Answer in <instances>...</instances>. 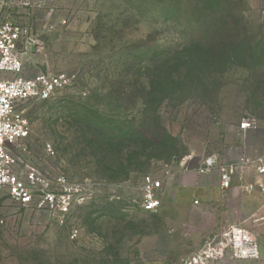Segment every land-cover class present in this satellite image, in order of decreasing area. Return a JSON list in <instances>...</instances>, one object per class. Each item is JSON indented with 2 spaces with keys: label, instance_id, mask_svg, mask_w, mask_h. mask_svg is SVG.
Instances as JSON below:
<instances>
[{
  "label": "rangeland",
  "instance_id": "1",
  "mask_svg": "<svg viewBox=\"0 0 264 264\" xmlns=\"http://www.w3.org/2000/svg\"><path fill=\"white\" fill-rule=\"evenodd\" d=\"M1 3L31 32L23 74L72 77L48 99L18 104L30 124L25 158L91 194L58 223L3 191L0 264H264V214L235 223L257 237L258 259H198L229 224L211 230L193 208L196 224L173 231L184 211L139 205L143 176L163 185L185 155L193 168L208 154L227 162L264 150V0ZM246 117L253 125L241 132Z\"/></svg>",
  "mask_w": 264,
  "mask_h": 264
},
{
  "label": "built area",
  "instance_id": "2",
  "mask_svg": "<svg viewBox=\"0 0 264 264\" xmlns=\"http://www.w3.org/2000/svg\"><path fill=\"white\" fill-rule=\"evenodd\" d=\"M3 5L0 4V194L5 191L12 201L43 210L56 222L63 223L72 204L81 203L91 190L82 183L68 184L60 172L46 175L37 164L25 158L28 148L24 140L29 135L30 124L18 104L48 99L71 84L72 77L64 72H40L30 77L23 74V60L32 42L31 32L27 25L12 21ZM252 125V118H243L239 130L245 132ZM42 151L48 157L54 155L49 142L43 144ZM193 159L191 154L183 156L179 162L181 170H194L198 174L218 171L222 189H228L236 182L245 192H258L264 196V150L254 156L241 155L227 162H221L216 154H208L191 168L189 163ZM17 165H21V172L14 171ZM161 190V180L144 175L140 207L146 211L157 210L161 204ZM199 252L198 259L203 256L218 259L225 253L237 259H258L261 256L257 237L237 224L213 234Z\"/></svg>",
  "mask_w": 264,
  "mask_h": 264
},
{
  "label": "crops",
  "instance_id": "3",
  "mask_svg": "<svg viewBox=\"0 0 264 264\" xmlns=\"http://www.w3.org/2000/svg\"><path fill=\"white\" fill-rule=\"evenodd\" d=\"M180 160L176 169L166 172L161 190V207L185 213L180 214V219H175L173 231L177 221L187 227L189 222L196 224L188 214V210L193 208L204 210V217L209 218L210 225H213L211 230L225 224H235L240 218L259 219L264 214V196L260 193L245 192L236 182L224 190L219 185L218 171L207 174H198L194 170L182 171Z\"/></svg>",
  "mask_w": 264,
  "mask_h": 264
},
{
  "label": "trees",
  "instance_id": "4",
  "mask_svg": "<svg viewBox=\"0 0 264 264\" xmlns=\"http://www.w3.org/2000/svg\"><path fill=\"white\" fill-rule=\"evenodd\" d=\"M165 81V80H164ZM163 84V81L161 80V82L159 83L158 82V84H156V87H155V85H154V87L152 86V88H156V89H158L159 87H161V85ZM166 85V84H165Z\"/></svg>",
  "mask_w": 264,
  "mask_h": 264
}]
</instances>
